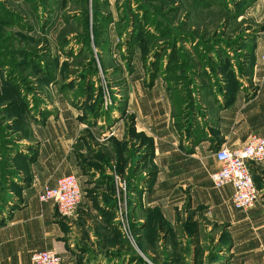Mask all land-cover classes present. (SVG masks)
Listing matches in <instances>:
<instances>
[{
  "label": "crops",
  "instance_id": "obj_1",
  "mask_svg": "<svg viewBox=\"0 0 264 264\" xmlns=\"http://www.w3.org/2000/svg\"><path fill=\"white\" fill-rule=\"evenodd\" d=\"M252 1L248 16L261 23L264 0ZM252 38L247 75L239 78L240 85L196 96L191 107L196 115L186 113L187 102L178 105L171 83L160 72L147 77L140 49L132 53L130 63L127 58L122 62L118 140L136 142V168L150 174L145 201L136 191L132 208L145 258L131 250L120 233L108 171L91 163L102 145H111V137H102L108 131L105 122L86 112L88 95H82L81 88L93 85L85 79L78 87L74 82L76 90L70 95L59 91L63 84L44 85V90L53 85L52 93L35 99L51 101L56 112L27 108L30 94L25 97L27 88H22L23 110H12L5 121L0 117V264H31L34 252L47 249L60 255L63 264H139L146 257L151 264H161L166 258L156 239L158 222L147 224L144 216L149 209L158 216L161 211L171 226L183 212V244L192 250L183 253L185 259H176L173 252L176 256L167 264H192L196 254L203 264H264V162L250 164L260 195L249 209L232 204L231 185L216 188L210 178L220 168L216 150L240 148L253 134L264 136V32ZM12 82L0 79V96L5 90L8 103L14 100L10 87L15 84H7ZM75 92L85 103H74ZM177 111L182 112L180 120ZM19 119L17 126L4 129ZM68 174L78 177L83 198L72 216L63 217L54 201L41 202L38 195L44 185H55ZM207 235L216 250L205 248Z\"/></svg>",
  "mask_w": 264,
  "mask_h": 264
},
{
  "label": "rangeland",
  "instance_id": "obj_2",
  "mask_svg": "<svg viewBox=\"0 0 264 264\" xmlns=\"http://www.w3.org/2000/svg\"><path fill=\"white\" fill-rule=\"evenodd\" d=\"M224 3L227 10L238 9L236 14L227 13L222 7ZM252 3V0H202L199 6L197 0H50L49 3L48 0H0V64L4 63L0 66V77L1 75L4 78L9 77L8 71L14 65L13 61L21 62L25 57L29 63L15 71L20 78L29 80L22 82L20 79L19 83L21 92L22 88H27L24 92L25 97L30 94L26 102V106L30 105V110L44 111L51 108L55 112L58 111L51 101L38 103L35 99L51 94L53 85L44 90V85L39 81V72L37 73L31 62L41 70L45 64L56 62L50 55H57L61 63L59 66L56 64L57 69L53 66L52 73L55 77L50 79L58 86L63 84L59 86V91L65 92V95H70V91L73 92L76 86L84 83L86 68L95 69L93 73H87L93 86L90 90L81 88L85 90L82 95H88L86 112L90 110L94 114V110H97L98 113H95L96 118H99L97 121L102 120L105 126H108V131L106 128L102 137L105 139L111 137V145H102L91 163L103 168V171H108V179L111 178L108 185L112 186L114 191L113 215L116 220L120 200V207L127 209L135 242L126 238L121 231L120 233L127 239L129 248L138 254L139 251L142 252L141 256L144 258L143 253L147 252L139 245L140 230L136 228L137 215L132 212V208L137 201L136 191L138 196L139 194L144 196L145 201L151 186L148 182L150 174L142 172L143 169L139 170V167L136 168L135 156L139 148L136 142L125 143L118 140L123 100L117 88L122 78V62L124 63L127 58V63H130L132 53L136 48L140 49L144 60V63L142 60L141 63L147 77L152 79L160 72L167 82L171 83L169 86L176 94L177 103H180L178 105H181V101L187 102L189 110H186V113L192 115L196 111V115L198 111L191 109L196 96L204 97L224 90L229 91L230 87L240 85L239 78L242 75H247L249 53L252 50L251 45L254 44L252 36L255 32H264V18L261 23H257L253 17L248 16ZM49 13L55 16V19L60 18L53 27L44 24V21L49 19ZM106 14L110 15L104 20ZM66 15H73L74 18L67 21ZM98 16L101 18L100 24ZM136 22L141 31L140 34L138 32V39L133 40L129 36L134 31ZM86 27L93 53L82 59L85 65H81L82 62L78 60L72 62V59L65 57L64 48L78 53L81 48L79 33ZM65 36L68 44L65 43ZM104 39L106 44L96 43V40ZM36 55L43 58L42 68L34 61ZM65 59H69L68 65L60 71ZM67 77L70 79L66 80ZM68 83H74L76 86H67ZM178 91L182 98L177 97ZM254 91L252 87L251 93ZM73 94H76L74 103L77 105L85 103L81 98L78 99L79 93ZM93 95L96 97L94 101L97 107L93 103ZM3 97L5 94L0 97V117L5 121L12 108H6L7 105L10 106L8 104L10 100ZM177 112L180 120L182 112ZM19 121L21 120L13 121V124L4 126V129L7 126H17ZM182 214L178 215L177 222L171 226L161 211L159 216L151 209L144 212L147 224L158 222L155 237L158 238V247L166 258L164 261L160 260L161 264H167V261L170 262L176 254L180 255H177L176 259L180 257L185 259L183 253L189 246L185 247L183 244L186 230ZM116 223L118 225L117 221ZM203 237L206 241L205 248L209 251L216 250L210 235ZM193 244L196 245V242ZM212 255L213 253L208 258L212 259ZM197 258L196 254L192 264H203ZM144 261L139 264L149 263L147 257ZM153 261L156 263L155 257ZM180 264L184 263L180 261Z\"/></svg>",
  "mask_w": 264,
  "mask_h": 264
},
{
  "label": "built area",
  "instance_id": "obj_3",
  "mask_svg": "<svg viewBox=\"0 0 264 264\" xmlns=\"http://www.w3.org/2000/svg\"><path fill=\"white\" fill-rule=\"evenodd\" d=\"M215 158L220 163V168L210 173V178L216 188L231 185L234 189L232 204L238 209H249L259 199L257 188L250 164L264 162V136L253 134L247 143L237 149L220 147L215 151ZM41 202L54 201L58 211L63 217L72 216L79 207L83 192L79 179L74 174L64 175L55 185H44L39 192ZM116 221L123 235L135 242L133 229L130 225L127 209L120 207L118 202ZM31 264H63L60 255L54 250H41L31 256Z\"/></svg>",
  "mask_w": 264,
  "mask_h": 264
},
{
  "label": "trees",
  "instance_id": "obj_4",
  "mask_svg": "<svg viewBox=\"0 0 264 264\" xmlns=\"http://www.w3.org/2000/svg\"><path fill=\"white\" fill-rule=\"evenodd\" d=\"M198 2H199V6H201V3H202V0H197ZM50 2V0H48V3ZM226 11H227V13H229V14H234V12H235V14H236V12L238 11V9H236V10H231V9H229L228 7V10L226 9V6H225V3L223 4V6H222ZM49 11H53V9H48ZM87 15V14H86ZM102 15H104L103 13H102ZM110 14H106L105 16H104V20H105V18H106V16H109ZM84 16H85V14H84ZM79 17H81V15L79 16ZM86 17V16H85ZM74 18V16L73 15H66V20L68 21H70L71 19H73ZM59 19L60 18H57V19H55V16L53 17V15L51 14V13H49V19H47V20H45L44 21V24L47 26V24H50V27H53V26H55V23L56 22H58L59 21ZM64 19V21H65V18H63ZM85 19V18H84ZM101 18H99V16H98V23H99V20H100ZM103 20V19H102ZM137 21V20H136ZM138 22V21H137ZM133 23L134 24V31H132V33L130 34V36L129 37H131L133 40H137L138 39V32H139V34H140V31H141V28L139 27V26H137V24L138 23ZM100 24V23H99ZM86 25H88V23L86 22ZM101 27V26H100ZM138 27V28H137ZM44 29V28H43ZM103 32H104V29L102 28L101 29V33L103 34ZM160 33H161V31H159ZM88 32H87V27H86V29H84V30H82V33H79V39H80V43H81V48H80V50L78 51V53H75L73 50H70V49H68V51H67V48H64V53H65V57H68L69 59H72V62L74 61V62H76L77 60L78 61H80V62H82V64L81 65H85L84 64V62L82 61V59H84V58H87L90 54H92L93 53V50L90 48V37H89V34H87ZM64 40H65V43H67V41L66 40H68L67 39V37L65 36V38H64ZM96 43L97 44H106V39H104V40H99V41H97L96 40ZM68 44V43H67ZM66 44V45H67ZM65 45V46H66ZM64 46V47H65ZM130 47V46H129ZM21 53H24V52H21ZM143 54H144V51H143ZM24 56H26L25 54H24ZM144 56H145V54H144ZM50 57H51V59H55V63H53V62H51L50 64H45V66H44V68H42L41 66H42V61H43V58L42 57H39V56H35V60L34 61H36L37 62V64L42 68L41 70H39L36 66H35V64L34 63H32L31 62V64L33 65V67L36 69V71H37V73L40 75L39 76V81H41V85H47V84H49L50 82H52V80L50 79V77H55L54 76V74L52 73V70H53V66H55V68H56V64H58V66H59V63H61L60 62V59H59V57L57 56V55H50ZM58 57V58H57ZM69 59H65V60H63V62H62V64L63 65H61V69H60V71L63 69V67H66L67 65H68V62H69ZM66 62V63H65ZM27 63H29L28 61H26L25 60V57H24V61L22 60L21 62H17V61H13V66L11 67V70L10 71H8V73H9V77H6V78H4V76L3 75H1V77H0V79L1 80H8V81H13L12 83H7V84H15V85H11V87H10V89H11V92L14 94V100L13 101H11V102H9L8 104H10V106L8 107V108H12V110H14V109H19V110H23V106H24V103H23V94L21 95V93L22 92H20L21 90H20V83H19V80L21 79L22 80V82H29V80L26 78H20V76L18 75V73L15 71V69H17V68H19V67H25L26 65H27ZM4 63H2V64H0V66L1 65H3ZM58 66H57V68H58ZM56 68V69H57ZM71 68V67H70ZM95 71V69H93V68H90V67H88V68H86L85 69V72H84V74H85V79L88 81V83H89V78H88V76H87V73H93ZM15 73H17V74H15ZM56 75V74H55ZM19 77V78H18ZM69 77H67L66 78V80L68 79ZM51 80V81H50ZM72 84L71 83H68L67 84V86H71ZM2 94H5V97H3V98H6V96H7V92L4 90L3 91V93ZM90 95V94H89ZM0 97H2V95L0 96ZM16 97V98H15ZM26 104V103H25ZM96 106V105H95ZM97 107V106H96ZM11 110V109H10ZM11 110V111H12ZM94 113H98V111L97 110H94ZM97 115V114H96Z\"/></svg>",
  "mask_w": 264,
  "mask_h": 264
},
{
  "label": "flooded vegetation",
  "instance_id": "obj_5",
  "mask_svg": "<svg viewBox=\"0 0 264 264\" xmlns=\"http://www.w3.org/2000/svg\"><path fill=\"white\" fill-rule=\"evenodd\" d=\"M68 79H70V78H68ZM8 107H9V106L7 105L6 108H8ZM4 110H5V109H4Z\"/></svg>",
  "mask_w": 264,
  "mask_h": 264
}]
</instances>
